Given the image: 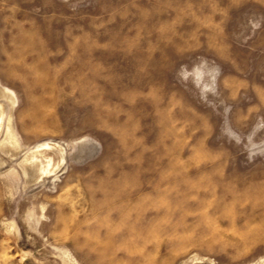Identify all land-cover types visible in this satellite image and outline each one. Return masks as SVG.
Instances as JSON below:
<instances>
[{
  "label": "rangeland",
  "instance_id": "obj_1",
  "mask_svg": "<svg viewBox=\"0 0 264 264\" xmlns=\"http://www.w3.org/2000/svg\"><path fill=\"white\" fill-rule=\"evenodd\" d=\"M0 264H264V0H0Z\"/></svg>",
  "mask_w": 264,
  "mask_h": 264
}]
</instances>
